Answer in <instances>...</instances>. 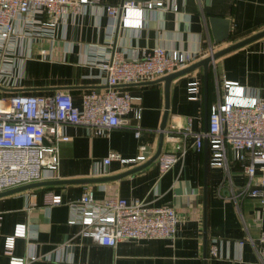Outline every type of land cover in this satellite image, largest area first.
I'll use <instances>...</instances> for the list:
<instances>
[{"label": "crops", "instance_id": "crops-1", "mask_svg": "<svg viewBox=\"0 0 264 264\" xmlns=\"http://www.w3.org/2000/svg\"><path fill=\"white\" fill-rule=\"evenodd\" d=\"M121 1L101 0L79 13L66 14L54 37L17 39L14 83L0 95L62 91L79 106L84 93L108 88L97 64L101 54L96 55V62L91 61L97 46L104 47L100 52L121 51L126 58L140 57L152 47L186 51L194 57L191 65L264 31V0H174V4L149 11L139 29L115 27L108 17L106 5ZM223 79L264 97V35L210 64L209 108L218 91L223 92ZM193 80L199 82L197 99H190L192 93L187 91ZM115 89L137 98L133 104L141 108L138 120L129 112L121 125L101 134L85 125L64 124L63 132L70 139L60 143L56 172L45 170L42 180L33 182L43 184L0 196V264H10L4 243L18 223L27 225V237L15 238L12 255L36 257L27 264H253L257 256L252 241L264 232V194H248L243 165L230 152L227 169L210 165L209 159L205 165L204 149L197 152L192 147L163 173L157 159L128 174L123 173L147 160L136 165L115 159L103 163L110 153L134 157L140 145H146L149 159L158 146L165 110L163 81L118 84ZM203 105V68L177 76L170 82L166 129L171 124L185 126L190 120L194 131L203 130ZM136 127L142 132L139 138L134 136ZM174 145L164 135L162 152L173 151ZM255 184L250 188H259ZM85 189H92L98 201L121 197L144 201L150 207H173L179 217L174 238L125 240L110 247L82 236L80 224L68 223V201L79 198ZM51 195H60L62 203L48 206ZM213 244L218 247L217 257L209 256Z\"/></svg>", "mask_w": 264, "mask_h": 264}, {"label": "built area", "instance_id": "built-area-1", "mask_svg": "<svg viewBox=\"0 0 264 264\" xmlns=\"http://www.w3.org/2000/svg\"><path fill=\"white\" fill-rule=\"evenodd\" d=\"M174 0H122L117 5H106L105 10L114 26L139 29L149 11L161 9ZM101 0H0V92L14 82V63L18 58L17 39L29 41L54 37L59 20L69 13H79L88 4ZM173 9L176 6L173 5ZM104 47H95L91 57L101 54L97 62L105 74L108 86L103 91H90L82 95L81 104L73 102L70 94L57 91L51 95L15 94L0 95V192L42 180L45 170L55 173L60 162V143L70 138L63 132L64 124H80L95 134L122 124L129 112L138 120L141 108L134 106L137 98L128 91H118V84H133L153 81L189 65L194 59L186 51H166L162 47L144 50L140 57H124L123 52L113 50L100 52ZM45 53L42 51V54ZM105 53V54H104ZM212 54V53H211ZM103 57V58H102ZM199 82L188 83L190 99H197ZM222 94L210 105L207 132L194 131L191 121L185 126L171 124L165 130L166 138L175 143L174 150L161 152L157 158L161 173L169 170L185 152L192 147L201 152L207 138L209 164L228 168V152L241 162L246 177L245 190L249 195L264 194V97L246 89L236 81L223 79ZM136 127L134 136H141ZM192 139V142H187ZM146 145H140L138 153L131 158H122L110 153L103 161L111 159L121 164L136 165L148 160ZM253 183L259 188H250ZM237 195L234 194L233 197ZM62 203L60 195H51L48 206ZM68 223L80 224L81 235L98 244L114 247L119 241L143 239H172L179 224L176 210L168 205L150 207L144 201H127L113 197L98 201L92 189H85L79 198L68 201ZM1 223V216H0ZM27 225H15L12 235L5 238L4 254L10 264H27L36 257L13 256L14 241L27 237ZM257 260L264 264V232L257 241H252ZM242 244V242H240ZM210 257L218 256L216 244L210 246ZM60 264H81L62 261ZM91 264V263H85Z\"/></svg>", "mask_w": 264, "mask_h": 264}, {"label": "water", "instance_id": "water-1", "mask_svg": "<svg viewBox=\"0 0 264 264\" xmlns=\"http://www.w3.org/2000/svg\"><path fill=\"white\" fill-rule=\"evenodd\" d=\"M264 35V31H261L259 33H256L254 35H252L251 37H248L246 39H243L241 41H238L234 44H231L227 47H224L218 51L213 52L212 54L208 55L205 58H202L200 60H198L197 62L172 73L163 75L162 77H160L157 80H153V81H148L145 83H154L156 81H163L164 82V93H165V110H164V114H163V119L160 123L159 126V140H158V146L157 149L155 151V153L147 160L146 163L139 165L137 167H135L134 169H132L131 171H128L127 173H123V174H128L131 173L133 171H137L143 167H145L146 165H148L149 163L155 161L159 155L162 152V143H163V139H164V135H165V130H166V122H167V116H168V93H169V87H170V82L176 78L177 76H180L184 73H187L189 71L194 70L197 67H202L203 68V100H204V107H203V114H204V129L203 132L206 133L207 132V122H208V114H209V104H208V91H209V82H208V77H209V66L210 64L213 63L214 60H216L218 57L233 51L241 46H244L245 44L260 38L261 36ZM225 37H220L218 40H222L225 39ZM1 90H6L4 88H1ZM204 154H205V165L207 164L208 161V143H207V138H204ZM99 180H103V179H99ZM87 181V180H85ZM53 182V181H51ZM51 182H46V183H51ZM55 182V181H54ZM42 183H30V184H26V185H21L3 192H0V196L1 195H5V194H10V193H14L20 190H24L26 188L32 187V186H36V185H41ZM56 183H62V181H56Z\"/></svg>", "mask_w": 264, "mask_h": 264}]
</instances>
